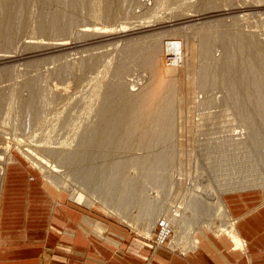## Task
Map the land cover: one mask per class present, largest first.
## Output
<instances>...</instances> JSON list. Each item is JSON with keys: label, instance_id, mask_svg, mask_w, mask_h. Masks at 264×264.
Returning a JSON list of instances; mask_svg holds the SVG:
<instances>
[{"label": "rangeland", "instance_id": "1", "mask_svg": "<svg viewBox=\"0 0 264 264\" xmlns=\"http://www.w3.org/2000/svg\"><path fill=\"white\" fill-rule=\"evenodd\" d=\"M238 38L264 82V0H0V169L18 158L152 241L165 218L170 249L192 248L199 229L227 235L217 198L264 188V108L246 103L264 91L232 92Z\"/></svg>", "mask_w": 264, "mask_h": 264}, {"label": "crops", "instance_id": "2", "mask_svg": "<svg viewBox=\"0 0 264 264\" xmlns=\"http://www.w3.org/2000/svg\"><path fill=\"white\" fill-rule=\"evenodd\" d=\"M4 169L0 264H264L260 186L227 190L222 196L241 248L229 235L199 229L193 248L181 251L153 244L111 217L101 204L58 189L18 158Z\"/></svg>", "mask_w": 264, "mask_h": 264}, {"label": "bare ground", "instance_id": "3", "mask_svg": "<svg viewBox=\"0 0 264 264\" xmlns=\"http://www.w3.org/2000/svg\"><path fill=\"white\" fill-rule=\"evenodd\" d=\"M97 1V0H96ZM98 1H100V0H98ZM98 3V2H97ZM97 3H96V5H97ZM93 5H95V4H93ZM96 8V7H95ZM53 21L55 22L56 21V18L54 19V20H52V22H51V24L53 23ZM54 24V23H53ZM56 24V23H55ZM92 29H96V28H90V29H88V30H86V31H88V33L89 32H91V30ZM99 32L100 33H102L100 30H99ZM104 32V31H103ZM87 33V32H86ZM93 33V32H92ZM239 39V38H238ZM241 41H242V39H241ZM240 41V39H239V41L237 40V42H238V48L240 49L239 50V53L241 52V54H243V56H242V58L245 60V65H246V68H245V71H244V73L243 74H240V75H242L241 76V78H245L244 80L242 79V80H240V75H235V73L232 71L233 69V67H234V63L231 61V62H229V63H231V64H229L228 66H226L225 67V71L224 72H226V76L227 77H231V75L233 76V75H235L236 76V78H237V80H238V78H239V80L238 81H236V79H235V81H233L234 83H233V89H232V92H234L235 94H236V92H238L239 90L237 89V90H235L236 89V87L237 86H239V85H246L247 87H251V88H253V90H259V91H264V82H263V76H262V74H263V70H262V63L261 64H257V65H260V67H255L254 66V62H251V60H249V59H251L250 58V55L248 56V54H247V52L245 51V48H243V46H242V43H243V41L241 42ZM241 44V45H240ZM165 46V45H164ZM242 46V47H241ZM164 49L165 50H169V51H172L174 54H175V58L177 59L180 55H181V51H180V42L179 41H169V43H167V45H166V47H164ZM242 49L244 50V51H242ZM148 54H147V56H148V59H150L151 60V57H153L154 56V54H156L157 52H158V48H157V46L156 45H151V47L148 49ZM232 57V56H231ZM234 58V57H233ZM154 58H152V60H153ZM152 60L151 61H149V62H152ZM157 60V59H156ZM232 60V59H231ZM154 61V60H153ZM148 62V63H149ZM233 63V64H232ZM236 64V63H235ZM151 65V64H150ZM155 65V64H154ZM222 65V64H221ZM224 65V64H223ZM222 65V66H223ZM152 66V65H151ZM242 66V65H241ZM217 68V67H216ZM223 69H224V67H222ZM222 69V70H223ZM235 70H237V69H235ZM244 70V69H243ZM213 71V70H212ZM217 71V70H216ZM203 72V71H202ZM210 72V71H209ZM243 72V71H242ZM207 73V72H206ZM234 73V74H233ZM238 73H240L239 71L237 72V74ZM214 74H215V72H214ZM213 74V75H214ZM204 76H205V72H204ZM237 76H239V77H237ZM223 78V77H222ZM231 78H233V77H231ZM234 84H235V86H234ZM202 85H204L203 83H202ZM157 88V87H156ZM237 88H239V87H237ZM170 89V88H169ZM116 90L117 89H114L113 91H114V94L116 95ZM159 90V89H158ZM248 90H249V88H248ZM242 91H244V90H242ZM246 91V90H245ZM163 92V91H162ZM113 93V92H112ZM158 92H157V89H150L149 91H147L145 94H143V96L139 99V101L140 102H145V103H143V104H145V106H146V104L149 102L150 103V99H154V98H158V94H157ZM161 93V92H160ZM159 93V94H160ZM161 95V94H160ZM159 95V98H161V96ZM262 94H260L259 93V97L258 96H256L257 97V99H255L254 100V102L251 100L250 102H246V103H253L252 105H253V108H257V109H259V108H264V100H263V97H260ZM130 97V96H129ZM127 98V97H126ZM258 98H261L260 100L258 99ZM131 100V98L129 99V101H128V98H127V101H128V104L130 105L131 103L130 102H132V103H134V101H133V99H132V101H130ZM150 100V101H149ZM165 100V99H164ZM136 101V100H135ZM153 101V100H152ZM126 102V101H125ZM163 102H165V101H163ZM167 103H169V102H171V98L169 97V99H167V101H166ZM240 102H242V101H239V103ZM138 103V102H137ZM245 103V102H244ZM257 103L258 104H261V106H259V108L258 107H256L257 106ZM139 104V103H138ZM151 104H152V102H151ZM123 105H125V104H123ZM122 105V107L121 108H119V110H120V112L122 113V115H120V116H122V117H125V116H127L126 114H125V112H127L128 110V107H125V106H123ZM166 106H165V108H169V109H171V106H169L168 107V105L169 104H165ZM236 105H238V103L236 104ZM148 106H150V105H147V107ZM255 106V107H254ZM125 107V108H124ZM131 107H132V105H131ZM134 107V106H133ZM146 107V108H147ZM240 106H238L237 108H239ZM247 107L249 108V110L250 111H253L252 110V107L251 106H246L245 107V109H243L242 108V106L239 108L240 110H246L247 109ZM146 108L144 109L143 107H142V112L145 110L146 111ZM164 108V105H163V107H162V109ZM109 109V108H108ZM117 109V108H116ZM151 109V108H150ZM166 109V110H167ZM238 109V111H240ZM118 110V109H117ZM248 110V111H249ZM255 110V109H254ZM111 111V110H110ZM148 111V110H147ZM248 111H247V113L246 114H248ZM116 112H118V111H116ZM149 112H151V111H148V113ZM154 112V111H153ZM170 110H169V113H168V110L167 111H162V113H163V115H162V117H163V119H159V120H164L165 121V116H167L168 114H170ZM245 112L246 111H244L243 113H244V115H245ZM146 114L145 115H149V114H147V112H145ZM250 113V112H249ZM252 113V112H251ZM250 113V114H251ZM133 114V113H132ZM140 114H142V113H140ZM156 114V113H155ZM250 114L248 115V117L250 116ZM260 114V113H259ZM258 114V115H259ZM135 115H136V113H135ZM138 115V114H137ZM256 115V114H255ZM254 115V116H255ZM261 115V114H260ZM156 116V115H155ZM159 116V115H158ZM247 116V115H246ZM246 116H244V118L246 117ZM257 116V115H256ZM122 117H118L117 116V119L119 118H122ZM133 117V116H132ZM165 117V118H164ZM242 117H243V114H242ZM141 118V117H140ZM250 118V117H249ZM167 119V118H166ZM117 121H119V120H117ZM167 121V120H166ZM165 121V122H166ZM121 122V121H120ZM132 122V121H131ZM138 122V121H137ZM117 123V122H116ZM127 124H129L128 122H127ZM118 125H120L119 123H117V126ZM160 125V124H159ZM116 126V125H115ZM135 126V125H134ZM132 127V126H131ZM136 127H137V125H136ZM135 129V128H134ZM131 130V129H130ZM129 131V130H128ZM132 133V132H131ZM130 134V133H129ZM126 135V134H125ZM131 135V134H130ZM127 136H129L128 135V133H127ZM122 138H123V135L121 136ZM130 137V136H129ZM124 139V138H123ZM127 139V138H126ZM129 139V138H128ZM122 141V140H121ZM29 149H24L23 151H21V153L20 154H22L23 155V157L25 156V158L28 160V162H30V164L33 166V167H35V168H37L39 171H44L43 170V166H41L40 164H37L36 163V159H37V156H36V158H35V156L33 155V154H31V152H29L28 151ZM3 169H0V177H1V180H0V185H1V181H2V177H3V175H4V171H2ZM1 187V186H0ZM217 207H218V210L219 211H221L222 212V215H223V218L227 221V226H226V232H227V235H229L231 238H232V240L234 241V243H235V246L236 247H238V248H241L242 247V239H240V237H239V235H237V233H236V231H235V227H234V221L232 220V218L230 217V215H229V212H228V210H227V208H226V206H225V204L223 203V199H222V197H218L217 198ZM169 221V220H168ZM170 223V222H169ZM225 224V223H224ZM169 227H170V233H169V237L166 239V241L164 242L166 245H168L169 246V242H170V235H171V233H172V226H171V223L169 224ZM193 236H195L194 237V239H193V241H192V245H195V243L197 242V235H193ZM163 243V244H164ZM192 248H193V246H191Z\"/></svg>", "mask_w": 264, "mask_h": 264}, {"label": "built area", "instance_id": "4", "mask_svg": "<svg viewBox=\"0 0 264 264\" xmlns=\"http://www.w3.org/2000/svg\"><path fill=\"white\" fill-rule=\"evenodd\" d=\"M168 56L166 58V61L169 63H175V54L172 51L168 50ZM169 221L165 218H159L156 222V225L153 229V242L154 244H163L166 239L169 237L170 233V227H169Z\"/></svg>", "mask_w": 264, "mask_h": 264}]
</instances>
